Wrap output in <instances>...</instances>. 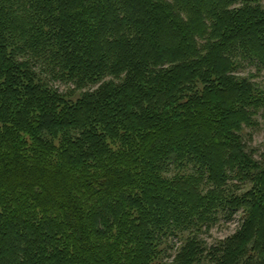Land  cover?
Masks as SVG:
<instances>
[{"label": "trees", "instance_id": "obj_1", "mask_svg": "<svg viewBox=\"0 0 264 264\" xmlns=\"http://www.w3.org/2000/svg\"><path fill=\"white\" fill-rule=\"evenodd\" d=\"M246 65L262 0H0V264H264Z\"/></svg>", "mask_w": 264, "mask_h": 264}, {"label": "rangeland", "instance_id": "obj_2", "mask_svg": "<svg viewBox=\"0 0 264 264\" xmlns=\"http://www.w3.org/2000/svg\"><path fill=\"white\" fill-rule=\"evenodd\" d=\"M262 2H264V0H262ZM239 73L242 76L253 75V81L259 83L260 85H264V73H258L254 65H246L244 68L239 70ZM54 85L61 92L67 91L69 88H72V85H67L65 83L56 82ZM257 120L259 122L258 127L254 129L247 128L245 130V139L248 145L256 150L257 159H260L264 158V116H258ZM238 216L239 215H236L235 218L230 221L221 219L216 224H214L207 233H203L201 235V238L207 243V245H211L216 240L226 237L227 235L234 232L237 228L239 224ZM171 242H173L175 245L178 244V241L176 239H171L169 243ZM174 253L175 248H171L170 245L166 246V252L162 260L157 264H169Z\"/></svg>", "mask_w": 264, "mask_h": 264}]
</instances>
